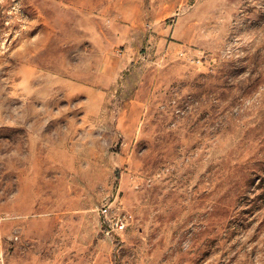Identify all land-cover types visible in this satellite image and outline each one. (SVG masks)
I'll use <instances>...</instances> for the list:
<instances>
[{
  "label": "rangeland",
  "instance_id": "obj_1",
  "mask_svg": "<svg viewBox=\"0 0 264 264\" xmlns=\"http://www.w3.org/2000/svg\"><path fill=\"white\" fill-rule=\"evenodd\" d=\"M0 264H264V0H0Z\"/></svg>",
  "mask_w": 264,
  "mask_h": 264
},
{
  "label": "built area",
  "instance_id": "obj_2",
  "mask_svg": "<svg viewBox=\"0 0 264 264\" xmlns=\"http://www.w3.org/2000/svg\"><path fill=\"white\" fill-rule=\"evenodd\" d=\"M100 213L107 236H119L128 230L132 216L118 197L114 201H108L100 209Z\"/></svg>",
  "mask_w": 264,
  "mask_h": 264
}]
</instances>
